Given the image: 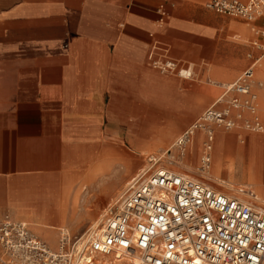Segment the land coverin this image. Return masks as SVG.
Here are the masks:
<instances>
[{"label": "crops", "instance_id": "obj_1", "mask_svg": "<svg viewBox=\"0 0 264 264\" xmlns=\"http://www.w3.org/2000/svg\"><path fill=\"white\" fill-rule=\"evenodd\" d=\"M208 1L0 0V188L42 187L47 193L42 201L46 206L38 209L0 194V213L13 204V217L26 221L54 246L49 238L56 242L60 223L47 220L61 218L63 166L93 162V155L108 154L113 142L128 144L136 154L154 145L165 148L175 134L180 133L173 142L182 135L187 127L182 125L189 128L200 121L196 114L222 93L221 85L233 82L258 57L252 90L264 108V55L259 47L264 45V14L249 22L208 8ZM154 42L186 64L195 79L160 74L146 66ZM143 127L150 130L148 141L136 135ZM239 137L243 141L246 134ZM200 146V139L197 144L191 140L186 163L193 151L198 155ZM215 150L217 171L225 162L235 166L237 156L238 164L247 163L249 180L263 193L262 142L251 137L236 148L230 137L219 135ZM120 152L124 175L138 158L125 149ZM101 166L106 172L111 169L106 161ZM210 174L208 179L223 182L218 173ZM223 184L229 190L241 187L246 193L232 195L263 207L258 201L264 199L251 185Z\"/></svg>", "mask_w": 264, "mask_h": 264}, {"label": "built area", "instance_id": "obj_2", "mask_svg": "<svg viewBox=\"0 0 264 264\" xmlns=\"http://www.w3.org/2000/svg\"><path fill=\"white\" fill-rule=\"evenodd\" d=\"M171 1V0H166ZM218 13L253 22L264 14V0H209ZM161 13L165 14L163 5ZM264 38V30L261 31ZM264 55V45L259 46ZM152 68L184 78L167 47L154 42L147 54ZM256 58L203 111L206 138L215 127L244 128L264 135L257 94L252 90ZM195 122L193 128L201 126ZM192 127V126H191ZM191 128L182 133L190 140ZM204 143L202 167L209 164ZM149 154L103 208L95 226L71 236L59 233L51 248L26 221L5 215L0 220L1 260L5 264H264V208L229 195L181 172L159 165ZM251 194V192H250Z\"/></svg>", "mask_w": 264, "mask_h": 264}, {"label": "rangeland", "instance_id": "obj_3", "mask_svg": "<svg viewBox=\"0 0 264 264\" xmlns=\"http://www.w3.org/2000/svg\"><path fill=\"white\" fill-rule=\"evenodd\" d=\"M178 62V61H177ZM146 66L151 68L157 73L160 74H168V75H177L176 71L174 72H165L162 73L158 69L152 68L146 61ZM179 68H186V64H182L181 62H178ZM191 71V77L189 79H195L194 72ZM256 79V78H255ZM213 87V85L209 84V88ZM215 97V96H214ZM210 98L208 103L214 98ZM258 98V97H257ZM208 103H205L199 112L196 114V118L200 117L203 113V111L206 109V106ZM260 108V114L262 117H264V108ZM116 109H114V112ZM115 117V115H114ZM194 117V118H195ZM264 122V121H263ZM188 128V125H182V128ZM207 128V126H206ZM217 131H214L215 136L219 135H225L227 137L231 138L232 144L237 148L240 145H246L249 143L250 138L254 141H260L264 145V135L257 131L247 130L244 128H232V129H216ZM150 130L148 128L143 127L142 130H140L136 135L137 137H140L144 139L145 141L150 140ZM180 134V133H179ZM179 134H175L174 138L177 137ZM239 134L243 135L246 134V139L241 141ZM250 136V137H249ZM200 137V138H199ZM249 137V138H248ZM216 138V137H215ZM173 139L170 140L169 144L164 148V146L154 147L150 146L151 149H148L146 152L142 150L144 153L138 152L133 153L131 149H129L128 144L123 143L122 141L119 142V145L113 142V145L110 146V152L108 154H101V155H93L95 157L93 162L87 161V162H79L73 165H67L63 166L62 170L60 172V200L63 202L61 206L62 208V214L60 215L59 219H48L47 221H50L52 224L57 225V223H60V228L66 229L65 231L68 232L71 236H76L81 234L85 229L89 227H93L98 223V220L100 218V215L103 211L104 206L111 200V197H113L117 191L121 188L123 182L125 179L132 174L135 168L146 161V157L149 154H154L157 157H159V165H163L165 167H168L170 169H177L182 170L183 173L190 174L193 177L199 178L201 180L206 181L207 183L213 185L217 189H222L227 194H235V190H229L226 187L217 184L214 180L208 179L206 176L202 175L201 170H207L206 172L210 173V171H213L215 173L219 174V177H221L222 181L225 184L233 185L235 188H238L239 185L243 184H249L256 190V184L249 180L248 172H247V163H237V156L233 158L235 161V166H230L229 162H225L218 168L217 171V151L215 150V143L216 139L213 141V153L211 160L212 162H209V167L203 168L201 163V153L203 150V146L198 149V155L196 156L195 151H193L191 155V161L189 163H186L184 159L187 160V157L183 156L184 151H186L187 146L190 145V142L187 143V145H183L184 151H182L181 145H174L169 150H166L170 147V145L173 142ZM200 139V143H204L208 139L206 138V132L204 130H201L200 128L196 129L195 137L192 139L195 141V144H197V141ZM162 140V138H161ZM165 140H162L164 143ZM128 142L132 145L130 140ZM133 146V145H132ZM195 147V145H194ZM99 148V147H97ZM121 149H125L129 153L136 154L138 158V162L135 165L134 168H132L130 171H128L126 174H122V166L118 164V161L121 157ZM185 156H188V150L184 153ZM77 157V156H76ZM183 159V162L187 165H190L193 169H189L186 166H183L180 163H177V160ZM124 161H129V163H132L131 158L128 157L123 158ZM108 162V164H111V169L108 172H106V169L102 168L101 165H103L104 162ZM237 163V164H236ZM121 164V163H120ZM240 165V166H238ZM246 167V171H244L243 167ZM93 167H99L94 172L95 175H91V170H93ZM118 167V168H117ZM177 167V168H176ZM196 167H200L199 169L195 170ZM242 168V169H241ZM117 169V170H116ZM116 170V171H115ZM106 172V173H104ZM208 173L207 176H208ZM253 176L255 174V171L252 172ZM211 175V174H210ZM212 176V175H211ZM113 183L110 185V183ZM110 185V186H109ZM257 194L264 199V188L262 190L263 193H260L258 189L256 190ZM46 189L42 187L37 188H14V189H7V188H0V194L2 197L10 195V198L20 199L24 202V204H27L26 206L28 208H42V206H46L43 204V200L47 199L46 195ZM261 205L264 207V203H261V201H258ZM51 207L54 205L52 203L49 204ZM15 211V207L13 204L9 203V205L3 207L1 213H0V220L5 216L9 215L10 217H13ZM14 218V217H13ZM28 222H32L27 217H22ZM16 219V218H15ZM33 223V222H32ZM33 226L36 227V225L33 224ZM55 239L53 237H50V241L55 243L54 246H52L50 243L51 248H56L58 245V237H59V229L55 230ZM38 232V231H37ZM40 235V232H38ZM36 234V235H38ZM61 234V233H60ZM41 238V235H40ZM49 242V241H48ZM1 254L2 249L0 246V264H5L1 260Z\"/></svg>", "mask_w": 264, "mask_h": 264}, {"label": "bare ground", "instance_id": "obj_4", "mask_svg": "<svg viewBox=\"0 0 264 264\" xmlns=\"http://www.w3.org/2000/svg\"><path fill=\"white\" fill-rule=\"evenodd\" d=\"M262 58H264L263 56H262ZM258 68L260 67V61H259V63H258V66H257ZM182 74L183 75H185V76H187V74H191V71H190V69H183L182 70ZM257 103H258V98H257ZM258 110H259V105H258ZM201 121V120H200ZM201 126H197L196 128H193V125H192V127H189V128H191L192 129V134L190 135V140L188 141V142H185V144L187 145V143H189L194 137H195V133H196V129L197 128H200L201 130H204L205 132H206V123H203V121H201ZM216 129H225L224 127H215ZM226 130V129H225ZM214 131H215V129H214ZM214 131H213V137H212V139L211 140H207V141H205L204 143H206V144H208V145H210V150L208 151L209 152V162H212V160H211V157H212V153H213V141L216 139V143H215V147H217V143L219 142V136H215L214 135ZM216 137V138H215ZM180 141H185L184 140V138H183V135H181V136H179L178 137V139H176L171 145H170V147L169 148H167L166 150H169L172 146H174V145H178L179 143H180ZM204 143H203V150H204ZM203 150H202V155H201V159L205 156L204 154H203ZM186 151H184V153H185ZM183 153V156L185 157V154ZM237 153H239V152H237ZM231 157V156H230ZM248 158V157H247ZM243 161V160H242ZM177 163H180V164H182L183 166H186L187 168H189V169H193L190 165H187V164H185V163H181V162H183V159L181 158L180 160H177L176 161ZM143 164H144V162H143ZM231 164V163H230ZM232 166V165H231ZM165 167V166H164ZM208 167H209V165H208ZM166 168H168V167H166ZM200 168V167H199ZM198 167H196V169L195 170H197V169H199ZM168 169H170V168H168ZM173 171H175L174 169H173ZM207 170H201V173H202V175H204V176H206L207 178L209 177V176H211L210 175V173H208V172H206ZM177 172V171H176ZM206 173H208V176H207V174ZM190 177H193V176H191L190 175ZM193 178H195V177H193ZM196 179V178H195ZM210 179H212V180H214L217 184H219V185H224L223 184V182H221L220 180H218V179H216V178H212V177H210ZM199 180H201V179H199ZM201 181H203V182H205L204 180H201ZM206 183V182H205ZM240 193H246L241 187H239L238 188V191L236 192V194L235 195H239ZM253 197L258 201V198H257V196L256 195H253ZM114 198V197H113ZM112 198V199H113ZM111 199V200H112ZM110 200V201H111ZM261 208H264V207H262V206H260ZM99 221V220H98ZM66 229H62V228H60V233H62V232H64Z\"/></svg>", "mask_w": 264, "mask_h": 264}]
</instances>
